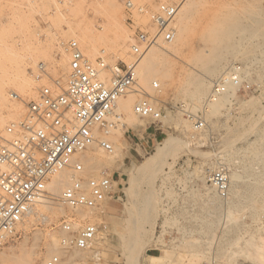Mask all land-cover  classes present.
<instances>
[{
	"label": "rangeland",
	"instance_id": "obj_1",
	"mask_svg": "<svg viewBox=\"0 0 264 264\" xmlns=\"http://www.w3.org/2000/svg\"><path fill=\"white\" fill-rule=\"evenodd\" d=\"M113 1L114 6H104L103 0H0V87L6 90L4 103L18 109V113L7 117L0 127L21 117L24 101L36 99L42 86L60 90L54 82L59 76H65L67 83L69 53L66 45L69 40H76L84 53V48L91 46L97 53L91 56L85 53L90 59L102 57L109 64L130 59L128 44L132 30L125 21L122 0ZM133 1L152 6L161 0ZM180 1L161 2L179 4ZM198 2L190 12L186 29H180L177 19L174 20L175 44L179 48L176 53L167 54L165 62L160 64V67L168 68L169 80L162 83L153 76L149 84L141 87L144 96H154L156 103L165 107L161 122L154 128L149 125V120L137 116L132 120L130 112L122 110L117 103L116 111L122 118L106 135L117 157L111 159L98 147L90 148L81 157V160L93 157L95 166L92 174L82 172L79 175L88 177L106 169L113 173L120 196L90 210L91 215L85 218L99 225L94 246L83 252L84 257L71 260L68 254L60 251L62 234L58 224L61 217L72 210L57 199L53 200L46 190L49 206L35 204L37 214L25 218L20 238L0 250V264H45L54 255L60 256L59 264H125L126 249L121 233L130 203L135 200L140 204L148 194H153L154 216L148 228L149 242L143 248L138 264H264V39L251 38L245 31L214 40L207 28L214 15L228 19L234 12L237 16L240 14L238 21L249 29L252 21L250 17L245 19L244 7H255L257 16L264 18V0ZM241 16L245 18L240 19ZM117 43L122 46L119 55L114 53ZM214 44L221 47L215 58ZM165 45L153 47L164 50L169 46ZM39 62L45 64V74L36 77ZM231 64H239L243 71L245 69L244 75L253 85L252 91L237 93L236 99L212 113L204 110L208 93L200 102L184 99L181 85L185 77L204 75L212 82ZM21 73L29 82L28 90L21 91L15 83ZM153 81L158 82V89L152 87ZM11 92L19 94L23 101L11 98ZM140 96L133 91L121 99L130 98L133 106ZM185 110L205 119L207 127L203 132L193 129ZM131 121L138 125L131 127ZM184 121L186 129L182 127ZM166 137H174L182 143L170 155H163L159 159L162 163L158 161L159 166L135 171L160 148ZM219 165L227 168L235 186L226 204L217 197V200L209 201L203 193L210 188L208 173ZM133 176L138 183L136 181L130 188L128 182ZM49 181L50 178L47 183ZM132 197L136 198L133 200ZM59 205L62 210L58 213L54 207ZM50 208L55 209L56 217L52 216ZM77 218L84 219L78 213ZM52 239L54 250L47 245ZM149 255L160 259H155L157 262L148 258Z\"/></svg>",
	"mask_w": 264,
	"mask_h": 264
},
{
	"label": "built area",
	"instance_id": "obj_2",
	"mask_svg": "<svg viewBox=\"0 0 264 264\" xmlns=\"http://www.w3.org/2000/svg\"><path fill=\"white\" fill-rule=\"evenodd\" d=\"M122 6L125 21L132 30L127 62L109 64L102 57L90 59L76 40H69L65 87L54 90L42 86L36 99L24 101L21 117L0 127V250L20 238L24 218L38 199L46 195L50 176L62 169L69 171L70 183L62 190L58 202L72 212L61 217L58 224L62 234L60 249L64 255L75 249H91L99 225L85 218L79 220L77 210H93L120 196L113 173L106 169L88 177L80 176L83 164L79 156L93 144L108 155L113 153V144L105 135L122 118L114 112L117 100L130 92L141 94L133 104L137 117L149 120V125L155 128L165 116L164 106L158 105L149 94L143 95L137 84L136 66L151 47L174 39L179 4L159 1L148 6L122 0ZM36 69V77L45 74L42 62ZM242 70L241 65L231 64L225 74L212 80L205 104L224 93L229 85L237 93L252 91V83L245 75L241 77ZM152 87L158 89V82L153 81ZM10 97L22 100L16 92H11ZM184 112L196 132L206 129L203 117ZM207 180L215 197L226 204L230 186L227 168L219 165L208 173ZM59 262L60 256L54 255L45 264Z\"/></svg>",
	"mask_w": 264,
	"mask_h": 264
},
{
	"label": "bare ground",
	"instance_id": "obj_3",
	"mask_svg": "<svg viewBox=\"0 0 264 264\" xmlns=\"http://www.w3.org/2000/svg\"><path fill=\"white\" fill-rule=\"evenodd\" d=\"M103 1H104V3H103L104 6H110L111 4H113V6H114V1L112 3V0H103ZM161 1H166V0H161ZM198 1H201V0H181L180 1L178 12L175 15V18L177 19V23L180 26V29L181 28H183V30L186 29V25H187V22L189 20L190 12H192L191 10L193 9V7L196 5V3ZM200 4H202V3H200ZM98 5L102 6L99 1H98ZM247 7L248 8L244 7V12H242V13L246 14L248 17L246 16V18H245V16H243V17L241 16L239 18L240 19H242V18L247 19V18L250 17L251 19L250 18L249 19L252 21L251 28L247 29L248 27L246 28V26H243L242 23H240L238 21V16L240 14H238V16H237L236 14H234V12H232L234 10H232L231 11L232 13L230 15H228V17H227L228 19L220 18L218 15H217V17H219V18H216L215 15H214V17L211 18V20L213 22L211 21L210 26L207 27V28L210 29V32L212 34V38H214V40H218L222 36L228 37V36H230V35H232L234 33H242V32L244 33L245 31H247V32H249V35H250L249 37L255 38L256 40H260V39L263 40L264 39V18H261V17L257 16V12L254 9L255 7H252V6L251 7L247 6ZM230 9H232V8H230ZM227 13H229V12H227ZM208 23H209V21H208ZM209 29H208V31H209ZM240 35L243 36V34H240ZM243 38H244V36H243ZM244 39H246V38H244ZM214 40H212V41H214ZM240 41H242V40H240ZM175 43H176V39L174 37V39L171 42L166 43L167 45H165V46L169 45V46H172V47L168 46V47H166L163 50V49H156V48H154L155 47L154 46V47H151L141 57V59L139 60L137 66H136V75H137V78H138L137 84H138L139 88H141L144 85H146L147 82H148L147 84H149L150 78H152L153 76L157 77L162 83H166L169 80V70H168V68H165L166 66L165 67L164 66L160 67V64L164 61V58L167 56V54L172 53V52L176 53L178 51L179 46H177ZM214 45L216 46V44H214ZM213 48H214V46H213ZM230 49H231V47H230ZM84 50H85V53L90 55V56L97 53V52H95V50H93V48H91V46H86V48H84ZM220 50H221V47H220V45L218 46V44H217V46L214 48V50L212 52V53H214V58L219 56ZM121 51H122V46L117 43V45L114 48V53L119 55L121 53ZM211 57H213V56H211ZM68 60H69V58H68ZM203 60L205 61V59H203ZM212 60H214V59H212ZM208 61H209V59H208ZM174 63H176V62H174ZM216 68H217V66H216ZM216 68H214V69H216ZM137 69H138V73H137ZM244 71H245V69H244ZM244 71L242 70V73H241V77L242 78L244 77V74H245ZM224 72H225V70L222 71L219 76L225 74ZM67 73H68V68H67ZM20 75L15 81L17 86L21 89V91H24L25 89L26 90L30 89V86L28 85L29 82L28 83L26 82V79H25L26 77H24V74L21 73ZM191 76L185 77L184 81L182 82L183 85H181V93H182L184 99H188L189 102H192V103L200 102V101H202L204 99V97H206L207 93L209 94L211 83H212L211 82V78H207L204 75L203 76L197 75V76H192V77ZM54 82H55V84H56V86L58 88H63L66 85V77L65 76H59V77H57L55 79ZM208 89H209V91H208ZM29 92H31V91H29ZM5 93H6V90L4 88L0 87V107H3V109L2 108L0 109V126H1V123L4 122L6 119H8L9 117H12L16 113H18L17 112L18 109L16 108L17 106H14V105H8L7 106L4 103V101H5ZM152 98H153V100L155 99L154 96ZM236 98H237L236 89L234 87H232L231 85H229L228 89L224 93H222L218 97H216L215 100L208 101L204 105V110L207 111V112H211V113L215 112L216 110H218V108L221 105L227 104V103L231 102V99L233 100V99H236ZM131 101L132 100L130 98L123 101L121 99V97H120L117 100V103L120 104L119 106L122 108V110L130 112V116H131L132 120H135L137 115L133 112V106H132V102ZM15 104H17V103H15ZM18 106H20V104ZM21 107H22V105H21ZM189 109L191 110L192 107H189ZM3 110H5V114L3 113ZM116 110H117V105H116V108L114 109V112L117 113ZM20 112H22V111H20ZM121 125L123 126V124H121ZM129 125L131 127H136L138 125V122L135 123V122L131 121L129 123ZM182 127H183V129H186V127H187L186 121H184V124H183ZM105 137L108 139V136L105 135ZM180 143H182V142L179 141L178 139H175L174 137H166V138H164L160 148L153 155L147 157L141 164H139L135 171L138 170L137 172H139V171L143 172L144 170L150 168L151 166H154V165L158 164L159 159L163 158L162 157L163 155H165V154L168 155L169 153L171 154L174 151H176ZM93 147L95 148V147H97V145L93 144L90 148H93ZM100 151H101V149H100ZM116 154H117V152L113 151L112 154H109L110 158L113 159L116 156ZM82 155H80L79 158H78L80 160V162L81 163L83 162L82 164L85 165V169L82 172L85 173V174H92L94 166H95V164L92 161L93 157H90V156L87 157V158L84 157L85 159L81 160ZM159 162H161V161H159ZM159 165L160 164H158V166ZM153 169H155V167ZM132 171H134V170H132ZM207 178H208V175H207ZM148 179L151 180L150 178H148ZM129 180H130V182H128V184L130 183L129 184L130 188H132L135 185V182L137 180H136V178L134 176L131 179L129 178ZM229 180H230L229 195H230V193L234 192L233 187H235V186L233 185L234 181L232 180L233 181V183H232V181L230 179V176H229ZM139 182H140V180H139ZM69 183H70L69 171L67 169H62V170H60V171H58L55 174L50 176V181L48 183H46V190H48V192L52 195L53 198L52 197L51 198L53 200H55V199L58 200V197L60 196L62 190ZM137 183H138V181H137ZM129 191L132 192V189H130ZM135 193H138V191H136ZM203 193H204L205 197L208 198L209 201L210 200L212 201L213 199L217 200V198L215 197V195H214V193H213L211 188H209V187L206 188V191L203 192ZM152 195L153 194H148V195L144 196L143 199L141 198L142 202L141 203L139 202L140 204H136L135 200H134L136 197H134V199L132 197V199L134 201H133V203H130L131 204V208L129 209V211L127 210L128 211V216H126L127 218H126V221H125V224H124V232L121 233V238H122L124 246H125L124 250L126 249V251H124L125 252V254H124L125 255V264H138L139 256H140L143 248L148 245V242H149V239H148V236H147L148 235V230L151 227L152 218L154 216V202L152 200V197H153ZM133 196H134V193H133ZM232 196H234V195H232ZM45 197H46V195L44 197L38 199L36 204L42 203L43 205L45 204L44 207H47L46 204L49 206L50 201L47 200ZM230 197H231V195H230ZM226 202H227V200H226ZM54 208L55 209L57 208L58 213L60 212V210H62V207L60 205H59V207H54ZM55 209H53V208L51 209V211L53 213V215H52L53 217H56ZM90 210L91 209H86L85 211L77 210V213L82 218H86V217H89L91 215L90 212L92 210L91 211ZM37 211L38 210H37V207L35 205L30 210V212L27 214V216L35 215V214H37ZM44 218H46L48 220V217L44 216ZM51 219L52 218L50 217L49 220H51ZM24 220H25V218H24ZM90 221H92V220H90ZM227 221H228V219H227ZM47 245L54 250V245H55L54 239H52L51 242L47 243ZM60 251H59V253L61 254ZM83 252H84V250H78V249L72 250V252L68 253V259L71 260V259H74V257L75 258H78V257L82 258V257H84V253ZM57 253H58V251H57ZM88 253H89V251H88ZM9 257H11V256H9ZM148 258H150L152 260L158 259V257L153 256V255H149ZM158 260H155V261L158 262Z\"/></svg>",
	"mask_w": 264,
	"mask_h": 264
},
{
	"label": "crops",
	"instance_id": "obj_4",
	"mask_svg": "<svg viewBox=\"0 0 264 264\" xmlns=\"http://www.w3.org/2000/svg\"><path fill=\"white\" fill-rule=\"evenodd\" d=\"M141 144H142V142H141Z\"/></svg>",
	"mask_w": 264,
	"mask_h": 264
}]
</instances>
